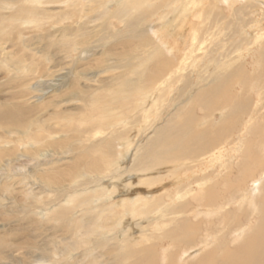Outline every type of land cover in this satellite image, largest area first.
<instances>
[{"label":"bare ground","instance_id":"1","mask_svg":"<svg viewBox=\"0 0 264 264\" xmlns=\"http://www.w3.org/2000/svg\"><path fill=\"white\" fill-rule=\"evenodd\" d=\"M103 1L104 6L102 5ZM204 2H207V6ZM56 5L66 8L68 4L65 0H0V8L16 10L14 15L8 18L10 28L0 25V39L10 42L13 47L17 48L14 51L15 55L25 52L24 50L29 48L30 44L25 40L22 32L17 31L13 39H11V34L5 36L7 28L13 29L16 21L19 25L22 19L24 25L29 24L30 27L39 30L40 38H62V41L58 40L57 42L61 47L60 52L63 53L69 52L70 49L79 45L80 49L88 47L91 44L90 41L98 38L103 32L107 39L115 41L112 46L122 42V38L125 39L127 35H131L129 39L132 41H141L136 45L141 55L139 60L142 57L140 61L137 62L138 56H132L131 60L135 59L136 61L132 64L129 60L130 56L126 55V62L118 57V60L114 61V63L117 62L116 65L106 67L108 70L110 68L113 71L118 70L111 79V84L107 89L105 88V93L108 91V95L89 96L91 90L73 91L74 84L73 86L69 84L72 94H70L69 101L84 102L88 100L89 103L86 102L85 106L88 104L96 107L97 119L93 120L95 116H91L79 121L83 124V128H92L94 122L97 123L95 128L98 129H96L94 139L106 132L107 129H103L107 126L104 121L108 120L109 114L113 110L112 106L119 100H128L130 97L146 98V95L155 89L152 92L155 96H148L152 107L145 111L144 116L147 118L151 109L157 111L160 109V104H163L168 98L167 96L172 92V86L169 84L173 80L185 79L187 84L191 85L190 87H194L198 82L189 81L188 76L193 75L192 69L198 65L196 63L198 55L203 54L210 45L214 46L216 37L224 33L220 21L227 18L235 20L229 23L235 30L234 34L240 36V41H236L235 49L240 57L232 63H221L217 71L214 69L212 73L204 76L202 74L197 78L204 82L202 85L204 90L211 94H217L222 87H226L228 84L234 88V85L240 83L242 91L238 92L233 89L234 96L230 94L231 97L220 99L221 103L217 100L207 101L209 110L219 111L224 123L227 122L228 115H233L235 118L238 115H246L244 125L247 134L252 131L255 124L261 122L264 126V79L252 80L253 78L248 76L244 64L246 57L254 56L253 53H255L258 55L253 58L255 67L262 65L261 69L264 73V50L263 46H259L264 43V29H262L264 26V0H86L84 7H81V12L77 8L71 10L70 5L68 6L69 13L77 14L78 12L84 18L85 23L76 28H73L75 27V18L69 14L61 13ZM222 7L225 8L226 15L222 14L224 10ZM147 18H150L149 21L152 23L156 21L162 25L167 24L169 26L167 28L173 32V37L180 35V44L185 47V52L180 53L179 61L174 65H171L175 59L171 48L167 44L161 43L160 40L151 42L149 35L153 33L150 32L153 25L150 27L148 21L146 23ZM191 18L194 21L188 20ZM53 19L58 20L57 24L69 19L72 22L57 29L54 24L50 25ZM178 19L182 20L181 24L178 23ZM250 19L251 22H249ZM48 24V27H44ZM138 25L142 26L134 30V27ZM182 26V33L175 35L174 32L179 33L180 30L178 32L177 30ZM50 29L53 30L51 33ZM249 30L255 31L254 36H249ZM43 32L44 37L41 35ZM72 36H81V39L71 45L69 39ZM49 39H46L48 49L58 45L54 44L53 39L52 41ZM174 42L179 44L178 41ZM244 47L248 48L245 55H243ZM148 48L149 50H147ZM1 50L3 51V49ZM36 50L32 51L35 54L41 53ZM164 53H168L167 56L170 57L174 56L173 59H165ZM46 54L41 55L40 58H46ZM80 54L86 55L84 50ZM4 56V59L0 60V66L6 72L9 73L10 68L14 66L13 70L17 77L25 78L30 73L37 75V64H35L32 55L27 65L25 58L19 59V62L15 61L12 65L9 64L14 59L11 53H6ZM82 56L79 55V58L81 59ZM82 60H86V57ZM120 61L124 63L119 64ZM153 63L166 68L174 66L176 69L168 75V78L165 77L169 72L159 80L150 82L148 81L149 77L145 76V72L139 71L138 68H147ZM226 68H230L232 72L229 73ZM190 71L192 72L188 73ZM101 72H106V70H99L96 74H101ZM96 74L90 75L87 81H93L92 77H95ZM83 76L77 77L83 79ZM164 82L166 91L162 92L160 86ZM249 83L257 84L255 86L257 90L255 103L251 102L249 97L245 98L244 95ZM167 89L169 90L167 91ZM193 89L192 92L195 90ZM28 90L32 94L35 92L33 86ZM48 94H51V91L45 93L46 96ZM45 95L40 96L38 100L43 99ZM13 97L6 98L7 100L3 103L0 102V129L2 130L0 145L2 144L4 148V150L0 148V172H7L6 179L32 175L34 178H38L35 181L40 182L41 178L37 175L34 176L38 173L39 167L57 164L58 161L53 159L54 155L66 158V156L73 155L76 148L72 144L64 143V140H60L61 137L56 138L57 132L45 126L44 122L33 121V119L25 122V119L33 115L39 106H32V104L27 107L22 101L20 102L19 99L22 100L26 97L21 92ZM200 97V93H198L196 96H190L189 101L196 105L197 99ZM11 99L18 100V102L11 101ZM30 99L35 98L30 97ZM54 106H57V102ZM208 108L204 109L208 111ZM177 109H179V105ZM190 109H183L181 115L175 114L169 120L184 122L185 115L190 113ZM69 114L64 112L60 115L63 116V119L70 117ZM50 117L61 118L59 114L54 113ZM89 120L93 122H88ZM125 125H129V122H125ZM32 126L38 130L35 136L30 132ZM115 126H107L113 130L110 133V142L107 144L108 156L104 158L105 155H101V166L96 165L91 155V157L84 155L82 159L90 157L89 159L94 163L91 165L94 168L89 169L86 165L85 169L80 167L81 169L74 171V174L71 175L74 186L63 185L57 179L56 183L46 181L43 185L45 188L41 193L46 191L55 194L57 199H54L53 202L42 201L41 198L34 196L29 191L27 183L20 182L26 188L25 190H28L26 199L30 202L28 207L20 212L30 211L29 216L39 219L37 221L38 228L34 224V227L37 228L36 231L45 229L46 227L43 228L44 224L52 223V221L60 226L57 232H61L63 236L59 243L65 246L59 250L56 243H53L55 245L53 256L56 261L57 258H59V262L64 258L65 264H181V262L187 264L186 261H191V264H264V161L258 163L252 161L256 158L254 150L264 159V147L262 150L256 148L258 140L256 142L253 137L244 138L246 134H236L235 147H231L229 150L231 154L227 152L224 156H213V154L209 156L217 162V170L213 171L211 175H202L196 180L180 178L176 182V175L184 173L183 171L195 170L200 166L198 163L204 164L203 160L199 161L200 155H197V151L201 152L205 148L204 140L208 139L207 133L197 135L186 123L167 125L159 128L154 136L149 138V141L138 144L134 154H129V150H127V154L123 158L117 159V140L122 136V133ZM124 129L125 127L121 131ZM12 136L14 137L11 140ZM231 136L226 137V144H229L230 140L228 139ZM220 138V131L213 132L214 140ZM21 146L32 151H30V156H37V159H34L35 166L29 170L25 168L19 170V167H13V164L20 161L30 162V158H26L27 155L17 153ZM88 148L95 154H99L101 150L94 146ZM128 161H130L129 165ZM236 163L238 173L237 177L233 178ZM169 166H178V168L159 178L152 176V178L142 179L145 183L137 179L138 175H147L152 171L166 173V169L167 171L171 169ZM65 170L61 171V174H66ZM41 173L43 174V172ZM167 178L176 187L175 192L171 194L166 190L160 196L147 195L143 191L136 194L137 190L133 189L142 188L143 185L154 186ZM247 180H251L254 185L253 189L251 188L252 184ZM190 181L193 182L190 183ZM183 182L185 184L179 185ZM221 187L224 188V191L221 190ZM7 189L5 187V192ZM255 189H257L256 195L254 194ZM0 190L2 191V189ZM63 192L66 193L65 196L60 194ZM117 194L121 197H118L120 198L118 201L113 202L117 198ZM6 201L7 194L1 195L0 193V209H5L4 202ZM16 208L20 207L16 205ZM205 219L216 220L220 226V229L213 231L211 236L214 245L209 244V248L198 256L194 253L201 249L186 253L191 248L198 246L196 240L201 234L200 226L204 224ZM192 220L197 222L193 223ZM213 222L209 221L208 224L214 225ZM233 226L234 229H237L234 233H232L234 230L231 229ZM140 227L143 229L142 231L139 230ZM70 233L71 235L68 237ZM29 235L28 230L19 235L23 239L16 235L18 244L5 243L0 240V264H52L54 258L46 256L49 249L45 246H37L33 242V236L29 239ZM202 240H208L207 236H203ZM241 240L242 243L239 247L231 248ZM203 241L201 242L203 243ZM78 250L79 252L76 253ZM21 253L25 260L14 261L13 255ZM69 254L70 256L67 258Z\"/></svg>","mask_w":264,"mask_h":264},{"label":"rangeland","instance_id":"2","mask_svg":"<svg viewBox=\"0 0 264 264\" xmlns=\"http://www.w3.org/2000/svg\"><path fill=\"white\" fill-rule=\"evenodd\" d=\"M65 1H66V4H68L66 8L62 5L60 6L56 5V8H58L61 13L69 14L75 18V27L73 28H76L80 26L81 24L85 23L84 18L81 15H79L78 12L77 14L72 13V12L69 13L68 6L70 5L71 10H75V8H77V10L81 12V7H84V3L86 2V0H65ZM204 4L207 6V2H204ZM102 5L104 6V1ZM223 9L224 10L222 11V14L226 15L227 12L225 11V8ZM15 11L16 10L14 9L0 8V25L7 26L10 28V22L8 18L14 15ZM149 20L150 18H147L146 23L148 21V25L150 27L153 25V28L151 27L152 31H150L153 33L149 35L151 42L160 40L161 43L167 44L172 50V55H175V57L172 56L175 59H173L170 56H167L168 53H164V56H165L164 58L168 60L173 59V63L171 65H174L175 63L179 61V58L181 55L180 53L185 50V47L180 44L181 42L180 35L179 36L177 35V34L182 33L183 26L181 29L177 30V32L180 30L179 33L174 32V34L177 36L173 37L174 36L172 35L173 32L170 31V28L169 29L167 28L169 27L167 24L162 25L160 23H157L156 21L152 23ZM188 20L191 22L194 21L193 18L188 19ZM52 21L53 22L50 25L54 24L55 28L57 29H60V27L66 23L69 24L70 22H72L71 19L65 22H59L58 24L56 23V21H58L57 19H53ZM234 21L235 20L229 19V18L222 19L220 23L222 25V29H223L222 31L224 33L216 37L213 47L210 45L208 48L204 50L203 54L198 55V58H197L198 61L196 62L198 65L196 66V68L192 69L193 75L188 76L189 81H192L195 83L198 82L194 87H190L191 85L187 84V81L185 79L175 80V81L173 80L172 83L170 84L168 83L169 85L172 86V92L169 94V96H167L168 98L164 101V103L160 104V107H159L160 109H158L157 111H154L153 109L151 110L149 109L150 111L148 115L149 114L150 115L147 118L144 116L145 111L148 108L152 107V104L150 103L148 96L149 95L155 96L152 93L155 89L152 90V92L149 95H146L147 96L146 98L130 97L128 100H119L116 104H114V106H112L113 110L109 114L108 120H105L104 123L107 126L116 125L115 128L118 131L120 130V132L122 133L121 134L122 136L119 138V140H117L118 141L117 142L118 148H116L117 149L116 150L117 159L123 158L127 154V150H129V154L131 153L134 154V150L138 146V144H144L147 140L149 141L150 140L149 138L152 135L154 136L155 132L159 130V128L166 127L167 125L171 126L176 123L177 124L179 123V125H181V123L183 124L186 123L190 126V129L192 132H195L197 135H201L202 133H207V138H208L204 140V142H206L205 148L202 149L201 152L197 151V155H200L199 161L203 160L204 164L202 165L198 163V165L200 166L197 167L195 170H190L189 172L183 171L184 173H180L179 175H176L177 177V179L175 180L176 182H178L180 178L196 180L202 175H207V174L211 175L213 171L217 170V167H216L217 162L216 160H212V157H209V156L211 154H213V156H224L227 154V152L231 154L229 150L231 147H235L236 134L237 135L241 133L246 134L244 138L253 137L255 141L258 140V142L256 141L257 142L256 148H261V150L263 149L264 147V140H263L264 126L261 122L259 124H255L253 126L252 131H250V133L247 134L246 127L244 125L246 115L245 116L238 115L236 116V118L233 115L232 116L228 115L229 120L227 119V122L224 123V120L221 118V113L217 110H209L208 105H207V101L217 100L219 103H221V101H219L220 99H226V97H231V95L234 96L233 91L235 90V91L241 92L242 85L240 83H237V85H234V88H233L231 84H228L226 87H222L220 92H218L220 94L217 95L218 93L211 94V92L205 91L202 86L204 82L200 81V79L197 78L198 76H201L202 74H203L202 76H204V75H208V73L209 74L212 73L213 72L212 70L214 69L215 71H217L218 66H220L221 63H225V62L232 63L235 59L240 57V55H238L235 52L236 41L238 40L240 41V36H237L236 34H234L235 30L232 28L231 23H229V22H234ZM251 21L252 20L250 19L249 22ZM178 23L181 24L182 20L178 19ZM263 25H264V22H263ZM48 26L49 24L44 27H48ZM141 26L142 25H138L134 27V30L140 28ZM257 26H261V25H257ZM9 28H7L6 30L7 32L5 33L6 37L8 36V34L9 35L11 34L12 36L11 39H13V36L16 35V32L20 31L23 33L25 40L29 42L30 45H29V48L24 50L25 52L17 53L15 55L14 51H16L17 48L13 47L10 42H6L5 40L0 39V43H1L0 44V60L4 59L5 57L4 54L11 53V56L14 59H12L9 62V64L13 65L15 61L19 62L18 61L19 59L25 58L26 59L25 64L27 65L29 64L30 62L29 59H30V56L32 55L34 57L35 64H37L36 65L37 75L30 73L29 75L26 76L27 78L26 77L22 78L20 76L17 77L13 70L14 66L10 68L9 73L6 72L0 66V102L3 103L5 100H7L6 98L10 99L13 96L19 95L20 92L23 93L26 97L23 98L22 100L19 99L20 102L22 101V103H24L27 107L31 106L32 104H33L32 106H39L37 108V111H34L33 115L28 116L29 118L27 117L28 119L27 118L25 119V122H28L30 119H33V121L40 120L44 122L45 126L50 127L53 131L57 132L56 138L61 137L60 140H64L65 141L64 143L72 144L76 148V150L73 151L74 156L69 155V157L66 156V158H63V156L58 157L54 155L53 157V159H55L54 161L56 162L58 161V163L55 165L39 167L38 173L35 174L34 176L36 175L39 176V178H41L40 182L35 181L38 178H34L32 175H27V177L25 176L26 178L16 177V178H11V179L9 178L6 179L7 172L6 173L0 172L1 173L0 174V181H1L0 189H2V191L0 190V193L1 195L7 194V201L4 202L5 209H0V238H1L0 240H2L5 243H17L18 244L17 242L18 238L16 237V235L19 236L22 233H24L26 230H28V232H30L29 239L33 236L34 238L33 242L36 243L37 246L39 247L45 246L46 248L49 249V253L46 254V256L48 257L51 256L54 258L53 251L55 249L54 248L55 245L53 243H56V246L59 250H62L63 247L65 246L59 243L60 238H62L63 236L61 232H57L60 226L54 223V221H52V223L44 224L43 228L46 227L45 229H42L39 232L36 231L38 228V224H39L37 221H39V219L36 218L34 215H33L34 217L29 216L28 214L30 211L27 213L20 212L24 208L28 207L30 203L29 200L26 199V193L28 190H25L26 188H24L23 184H20V182L27 183L29 187V191H31V193L34 196L41 198L42 201L44 202L52 201L53 202L54 199H57L55 194H52L46 191L41 193L45 188L43 185L46 183V181H48L49 183H56V179H57L59 183L63 185L69 184V186H74L73 185L74 181L72 180V176H71L74 174V171L78 170L80 167L82 169H85L86 165H88L89 169L94 168V166L91 165V163H93L92 160L89 159L91 156L96 162V165L101 166L102 164L101 155H105L104 158L108 156L107 144L110 142V133L112 132L113 129L107 126L103 127V129H107L106 132L102 136H98L96 139H94L96 129H98V128H95L97 123L94 122L92 128L82 127L83 124L79 122L80 119L89 118L91 116H95L93 120L97 119L96 116L98 115V112L96 111V107H92L91 105L89 106L88 104H86L85 106L86 102L89 103L88 100L84 102L69 101L68 99L72 95L71 91L69 90V84L71 86H73L74 84L73 91L79 92L81 89L91 90L90 91L91 93L89 94V96L97 95V94H99L100 96H103L104 94H105L104 96L108 95V91H106L105 93V90L111 84V79L114 77V74L118 72V70L113 71L111 68L108 70L106 67H109V66L112 67L116 65L117 62L114 63V61L115 59L118 60V57H121L122 59H124V62H126L127 60L126 55L130 56L129 60H131L132 56L135 57L136 55L138 56L137 62L140 61L142 57L139 60L141 55L139 54L137 50L139 48L136 45H138L137 43L141 41H132L129 39L131 38V35H127L125 39L122 38V42H119L115 46H112V44L115 43V41L113 39H107L105 32H103L98 38H94V40L92 39L90 41L91 44H89L88 47L80 49L81 46L79 45V46H76V48L74 49H70L69 52L63 53V52H60L61 47L59 46L57 42L58 40L62 41V38H56V37L54 39L52 37L51 39L46 38L51 41L53 39L54 44H58L57 46H53L52 48L48 49L46 46L47 45L46 39L40 38L38 36L39 30L34 27H30L29 24L24 25L22 19L19 25L16 21V24L13 27V29L9 30ZM262 29H264V26H262ZM227 30L229 32H225ZM230 30H233V31H230ZM52 31H53L52 29L49 30L50 33ZM254 33L255 31L249 30L250 37L254 36ZM41 35H43L42 37H44L45 36L44 32ZM69 35H70V31H69ZM71 38L69 39V43L73 45L74 42H77L81 39V36H72ZM174 41L176 42L178 41L179 44L175 43ZM259 46H263V50H264V43H261ZM1 49H3V51ZM247 49H248L247 47H244L243 55H245V51ZM32 50H36L41 53L35 54V52H33ZM82 50H84L86 55L82 56V54H80ZM147 50H149V48ZM45 53H47L46 58H43V59L46 61L40 58V56L44 55ZM79 55L82 56L81 59L79 58ZM253 55L254 56L246 57V62L244 63L246 72L248 73V76L253 78L252 80L254 81L255 79L262 80V78L264 79V73L262 72V69H261L262 65L261 67L260 65H257V68L255 67V63H254L255 59L253 58L258 57V55H256L255 53H253ZM85 57H86V60H82ZM124 62L120 61L119 64H122ZM135 62H136L135 59L131 60L132 64H134ZM138 69L139 71H144L145 76L147 78L149 77L148 81L152 82L157 79L159 80L160 77L165 76L169 72L165 77V78H168V75L172 71H175L176 67L170 66L166 68V67H162L160 64L153 63V64H150L149 67L147 68L141 67ZM226 69L228 70L229 73L232 72L230 68H226ZM99 70H106V72H101V74H96ZM192 71L188 73H191ZM92 74H96L95 77H92L93 81H87V79H89V76ZM41 75L42 77H39ZM82 75H84L83 79H80L77 77V76H82ZM32 86L36 93L33 92L32 94L31 92H29L28 89L31 88ZM255 86H257V84H252V83L247 84L248 89L246 91V94H244L245 98L246 96L249 97L251 102L253 103H255L257 100V90ZM160 87H161L162 92L166 91L165 82L161 84ZM192 89L194 90L193 92L191 91ZM168 90L169 89H167V91ZM48 91H51V94H48L46 96L45 93ZM198 93H200L201 97L197 99V104L196 105L194 103L191 104V102L189 101L191 99L190 96L192 97L196 96ZM41 94L45 95V97L43 99L41 98V100H38L40 96L41 97L43 96ZM30 97L35 98V99H30ZM25 100H28V101H25ZM11 101L18 102V100H12V99ZM56 102H57V106L55 107L54 104ZM178 105H179V109H177ZM192 105H194L193 108H192ZM205 107L208 108V111L204 109ZM183 109L191 110V111L189 110L190 112L189 114L185 115L186 119L184 120V122L181 120H177V121L173 119L169 120V118H171V116H174L175 114L181 115V112ZM139 110L141 112H138ZM64 112H68V114L70 113L69 114L70 117L68 118L65 117L62 119L63 116L60 114H64ZM53 113L56 115L59 114L61 118L59 117L60 119H56L57 117H54V118L50 117ZM88 122H93V121L89 120ZM125 122H129V125H125ZM169 122H172V123L169 124ZM64 126L65 128H63ZM124 127L125 129L121 131V129H123ZM31 128H32V131L30 132L35 136L38 133L36 132L38 130H36V127L34 128V126H32ZM0 131H1L0 135H2V130L0 129ZM216 131H220L221 138L218 140L213 139V132H216ZM40 133L46 134L44 132H40ZM228 136H231L228 139L230 140V142L229 144H226L225 139ZM13 137L14 136L11 137V140L13 139ZM89 146L101 148V150L99 151V154L98 153L95 154L93 150H90L88 148ZM0 148L4 150V148L2 147V144L0 145ZM211 149H213V151H211ZM30 151L31 150H29L28 148H22L21 146L20 150L18 149L17 153L23 154L24 156L27 155L26 158L29 157L30 162L20 161V162L13 164V167L15 168L19 167V170H23L24 168L29 170L33 168L36 164L34 159H37V156H30ZM84 151L86 152L84 153ZM254 154L256 156V158L252 160L254 163H258L259 161H264L262 156L256 150H254ZM84 155L86 156L91 155V156L88 157V159H82ZM2 159H5V158H2ZM70 159L72 160V162ZM129 163L130 161H128V165ZM169 167H171V169L168 171L166 169V173L162 174V172L152 171V173L147 174V175H138L137 179L138 181H142L145 183V181L142 179L152 178V176L154 178H159L163 175L169 174L171 170L178 168V166H169ZM64 170L66 171V174H61V171H64ZM41 172H43V174ZM237 173H238V166L236 163L234 166L233 178L237 177ZM247 181L251 183V180H247ZM191 182L193 181H190V183ZM172 184L173 182L169 181L167 178L165 181L159 182L155 184L154 186L143 185L141 186L142 188H133V189L137 190L138 193L136 194L142 193L141 191H143L147 195L155 194V196H160L164 194L166 191H168V193L170 194L175 192L176 187L173 186ZM181 184H185V182L179 183V185ZM251 184H252L251 188L253 189L254 185L253 183ZM5 187L6 189L7 188L9 189V190L8 189L6 190L7 192H5ZM222 189L224 191V188L221 187V190ZM256 191L257 189H255V192H254L255 195L257 194ZM60 194L62 196H65L66 193L63 192ZM220 194H223V193H220ZM116 196L117 198H115L113 202L118 201L120 199L118 197H121V195L118 196V194ZM14 197H17V198H14ZM16 205H18L20 208L17 209ZM2 220L3 222H1ZM209 221H214L213 222L214 225L208 224ZM192 222L195 223L197 221L192 220ZM34 224H35V227L37 226V228L34 227ZM234 226L231 228L232 230H234L232 233H234L237 230L236 228L234 229ZM47 229L48 231H46ZM218 229H220V226L216 222V220L205 219L204 224L200 226L201 234L198 235L197 240H196L198 246L191 248L190 250L186 251V253L195 252L196 249H201L197 251V253L196 252L194 253L195 255L198 256L201 254V252L206 251L209 248V244L214 245V241L211 239V236H212L213 231H216ZM139 230L142 231L143 229H141L140 227ZM70 235L71 233L68 235V237ZM203 236H207L208 240L203 241L202 240ZM20 238L23 239V237H20ZM227 239L229 240V238ZM201 241H203V243ZM241 243H242V240L239 241V243H237L236 245H233L231 248H235V247L237 248L240 246ZM79 250L76 251V253H78ZM183 253L185 252L183 251ZM69 256L70 254L67 255V258H69ZM58 259L59 258H57V261L55 260V258L54 260L52 259L51 263L52 264H65L64 258L62 260L60 259V262L58 261ZM13 260L22 262V260H25V259H24L23 254L21 253V254L13 255ZM180 260H181V255H180ZM186 262L187 264H191V261H186ZM181 264H185V263L181 262Z\"/></svg>","mask_w":264,"mask_h":264}]
</instances>
